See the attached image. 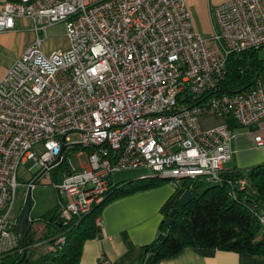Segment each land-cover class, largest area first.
I'll return each instance as SVG.
<instances>
[{
  "label": "built area",
  "instance_id": "2783aa9c",
  "mask_svg": "<svg viewBox=\"0 0 264 264\" xmlns=\"http://www.w3.org/2000/svg\"><path fill=\"white\" fill-rule=\"evenodd\" d=\"M214 15L217 29L204 38L184 0L3 5L0 32L12 29L16 18L32 19L43 32L62 24L70 47L47 55L37 37L0 80V261L19 247L8 217L18 168L28 161L48 175L65 150L87 152L83 169L56 183L63 221L103 203L114 174L128 170L148 169L147 178L177 187L185 180L221 182L236 129L226 121L202 130L198 119L214 114L246 129L264 119L262 77L241 91L221 90L230 57L264 50V0H230ZM70 134L80 139L73 142ZM254 140L264 145V135ZM245 185V178L235 182ZM64 243L59 236L56 245ZM97 264L112 262L101 256Z\"/></svg>",
  "mask_w": 264,
  "mask_h": 264
},
{
  "label": "trees",
  "instance_id": "16d2710c",
  "mask_svg": "<svg viewBox=\"0 0 264 264\" xmlns=\"http://www.w3.org/2000/svg\"><path fill=\"white\" fill-rule=\"evenodd\" d=\"M264 79V59H259L257 51L230 57L228 77L222 91L237 92L253 85L255 77ZM230 129L238 127L233 119H227ZM65 164L62 163L58 168ZM56 170V174L58 173ZM239 178L246 179L243 189L235 187ZM166 181L145 178L135 183L113 184L103 203L82 217L69 221L59 218L58 208L49 213L32 218L33 225L24 242L27 255L37 244H49V256L43 264H79L83 244L95 237L96 220L101 217L102 209L112 200L139 190L156 188ZM195 193V199L185 207L176 202L160 226L158 237L143 248L139 264H157L160 260L171 258L185 248L216 249L232 253H248L264 256V164L253 167L247 172L224 170L221 182L197 193V182L185 180L177 188ZM176 213L171 216L173 210ZM171 217L172 224L167 220ZM17 221V220H16ZM42 225L40 236L35 239L34 225ZM65 236L64 245H56L57 238ZM20 247L7 253L0 264H16L21 259ZM24 260L20 264L27 263Z\"/></svg>",
  "mask_w": 264,
  "mask_h": 264
},
{
  "label": "crops",
  "instance_id": "0c3cea01",
  "mask_svg": "<svg viewBox=\"0 0 264 264\" xmlns=\"http://www.w3.org/2000/svg\"><path fill=\"white\" fill-rule=\"evenodd\" d=\"M15 1L17 0H0V10L5 3ZM228 1L230 0H184L192 15L194 29L199 35L207 38L217 29L214 9ZM35 26L30 18H16L12 29L0 32V80L37 37L41 39V49L47 55L69 49L70 43L62 24L50 26L46 32L36 31ZM234 129L236 136L232 141L233 157L223 168L227 171L247 172L264 164V145L259 146L254 140L256 135H264V119L250 129ZM148 174L135 180L145 179ZM112 183L118 184L114 176ZM177 188L165 182L156 188L139 190L109 202L102 209L95 237L83 244L79 264H97L101 256L112 264H139L143 248L159 236L160 226L166 215L187 191ZM157 264H264V256L185 248Z\"/></svg>",
  "mask_w": 264,
  "mask_h": 264
},
{
  "label": "rangeland",
  "instance_id": "374dc122",
  "mask_svg": "<svg viewBox=\"0 0 264 264\" xmlns=\"http://www.w3.org/2000/svg\"><path fill=\"white\" fill-rule=\"evenodd\" d=\"M257 55L259 59H264V50H258ZM198 120L199 126L202 130H209L226 123L225 117L216 116L214 114L201 115ZM69 137L73 142L80 139L78 134H70ZM35 148L36 150H39L40 146H36ZM63 157L65 158V164L61 168L59 167L52 170L48 173V175H42L32 187L31 219L41 217L58 208L60 194L56 190V183H62L69 170L72 172L81 171L87 163V152L79 146H73L72 149L65 150ZM57 169L59 172L56 174ZM148 173V169L139 168L114 174V179L119 184L129 183L130 181V183H135L136 178L142 175L144 176ZM37 176L38 172L35 169V163L33 161H28L18 168V186L16 189L15 201L8 217L10 224H15L18 219L24 206L28 187L37 178ZM212 185H214V183L207 180L197 181V193H203ZM41 229L42 225L36 224L33 226V230L36 233L35 239L40 236ZM49 249L50 247L48 243L37 244V246L32 249L28 262L24 264H43L45 258L49 256Z\"/></svg>",
  "mask_w": 264,
  "mask_h": 264
},
{
  "label": "water",
  "instance_id": "95a60500",
  "mask_svg": "<svg viewBox=\"0 0 264 264\" xmlns=\"http://www.w3.org/2000/svg\"><path fill=\"white\" fill-rule=\"evenodd\" d=\"M66 148H67V145L62 146L61 155ZM61 155L56 159L55 163H58L60 161ZM42 174L43 173H39L37 178L28 187L26 197H25V201H24V206H23V208L19 214L17 221L14 224V228L16 230L17 242H18V245H19L21 253H22L21 259L16 264H20L24 260L28 261L30 256H31V253H29L27 255V252L24 248V242L28 238L30 230H31L32 225H33V221L30 217V212L32 209V195H31L32 187L35 185V183L38 181V179L42 176ZM70 174H71V172L68 173V175H70ZM195 197H196V195L194 192H192L191 190H187L181 195V197L178 199L177 202L180 206L185 207L188 204H190L195 199ZM176 211H177L176 209L173 210L171 216H173L176 213ZM172 221L173 220L171 219V217H169L167 220V224L168 225L172 224ZM158 239L164 240L165 235L160 234L158 236Z\"/></svg>",
  "mask_w": 264,
  "mask_h": 264
}]
</instances>
